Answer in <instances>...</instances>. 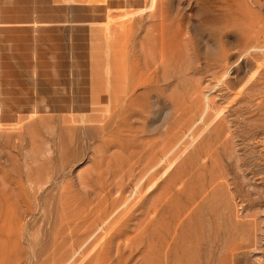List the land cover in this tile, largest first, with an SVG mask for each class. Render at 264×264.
<instances>
[{
    "label": "rangeland",
    "instance_id": "obj_1",
    "mask_svg": "<svg viewBox=\"0 0 264 264\" xmlns=\"http://www.w3.org/2000/svg\"><path fill=\"white\" fill-rule=\"evenodd\" d=\"M103 263L264 264V0H0V264Z\"/></svg>",
    "mask_w": 264,
    "mask_h": 264
},
{
    "label": "bare ground",
    "instance_id": "obj_2",
    "mask_svg": "<svg viewBox=\"0 0 264 264\" xmlns=\"http://www.w3.org/2000/svg\"><path fill=\"white\" fill-rule=\"evenodd\" d=\"M130 29V28H129ZM127 38V37H126ZM136 87V86H135ZM89 232V231H88ZM117 232V231H116ZM107 252V251H106ZM104 253V252H103ZM103 255V254H102ZM104 264V263H103Z\"/></svg>",
    "mask_w": 264,
    "mask_h": 264
}]
</instances>
